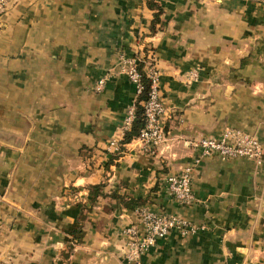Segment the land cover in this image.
<instances>
[{"label":"crops","instance_id":"0c3cea01","mask_svg":"<svg viewBox=\"0 0 264 264\" xmlns=\"http://www.w3.org/2000/svg\"><path fill=\"white\" fill-rule=\"evenodd\" d=\"M153 1V34L146 0H16L0 14V264H128L121 229L145 209L202 229L169 232L141 264H264V160L199 157L183 206L163 182L197 156L192 140L226 127L264 150V78L252 71L254 54L264 60V3ZM146 47L163 106L164 139L151 152L120 145L135 92L115 68ZM97 183L103 195L91 200Z\"/></svg>","mask_w":264,"mask_h":264},{"label":"built area","instance_id":"2783aa9c","mask_svg":"<svg viewBox=\"0 0 264 264\" xmlns=\"http://www.w3.org/2000/svg\"><path fill=\"white\" fill-rule=\"evenodd\" d=\"M16 0H0V14L5 12ZM264 3V0H258ZM147 57L150 50H147ZM145 55V56H146ZM138 55L118 58V71L125 74L133 84L135 95L143 88L140 82V72L137 69L138 63H142L144 75L148 80L146 98L141 102L143 126L134 140L145 151H152L164 139L163 125L160 116L163 113V106L158 89L159 73L153 64L146 63ZM197 73L190 71L187 79L195 80ZM106 75L98 78L94 89L96 91L103 87ZM134 118V102L126 108L122 121V134L130 126ZM192 145L197 151V156L191 163L183 165L178 173L166 174L163 178L166 192L178 205H186L193 201L191 190V171L198 163L199 157L215 155L222 159L245 158L258 165L264 160V150L260 141L255 135L234 127L224 128L216 137L205 136L192 140ZM109 147L118 149L119 143L116 140L109 142ZM202 229L201 225L181 218L180 216L155 212L148 209L141 211L139 222L129 224L121 229L124 242L121 247V258L128 264H141V257L156 241L164 238L169 232L175 231L181 236L191 235Z\"/></svg>","mask_w":264,"mask_h":264},{"label":"trees","instance_id":"16d2710c","mask_svg":"<svg viewBox=\"0 0 264 264\" xmlns=\"http://www.w3.org/2000/svg\"><path fill=\"white\" fill-rule=\"evenodd\" d=\"M146 5L149 9L153 10L152 18L148 26L149 34H153L156 31V25L159 23V15L161 13V8L158 6L156 2L153 0H146ZM146 50V49H145ZM144 50V51H145ZM142 63H138L137 69L140 72V82L143 86L141 92L137 95H135V98L133 100L134 102V118L130 123V126L127 130H125L122 134L120 145L129 142L131 139L135 138L139 132V129L143 126V116H142V106L141 102L145 100L146 98V92L148 89V80L144 75V71L142 68ZM102 186V183H97L89 186V195L91 197V200H93L95 197L99 195H103V193L100 191ZM113 196V195H112ZM114 198H117L121 200L122 198L119 196H113ZM80 232V228H75L71 231V236L75 238V235Z\"/></svg>","mask_w":264,"mask_h":264},{"label":"rangeland","instance_id":"374dc122","mask_svg":"<svg viewBox=\"0 0 264 264\" xmlns=\"http://www.w3.org/2000/svg\"><path fill=\"white\" fill-rule=\"evenodd\" d=\"M145 49L146 50L143 53L141 52V54L138 55L137 57L140 58V59L142 58L144 60V62H146V63L153 64L156 67V69H157L156 62H155V60H157V57H156L155 53L153 52V50H152L151 47H146ZM147 50H150L151 51L149 57H147V55H146L147 54V52H146ZM254 55L256 57L255 59L257 60V62H259L260 67L258 69H253L252 71H256L257 72V76L259 75V76H261V78H264V66H262L261 63H260L261 60L264 61L263 58H262V53H260V54H254ZM133 56H135V55H133ZM258 58H260V59H258ZM115 68L118 69V66H115ZM157 71H158V69H157ZM106 72H107V74H109L110 71H106ZM158 73H159V71H158ZM105 74L106 73L104 72L98 78L102 77ZM97 79H96V81H97ZM158 80H159V76H158ZM96 81H95V83H96ZM95 83L92 85V90L94 92H98V91H96L94 89ZM261 103L264 104V102H261ZM75 238L77 239V235H75ZM75 243H76L75 239L72 236L69 237L68 240H67V243H66L65 247L63 248V251H62L63 254L64 255L69 254V252L71 251V249L73 248V246L75 245Z\"/></svg>","mask_w":264,"mask_h":264}]
</instances>
